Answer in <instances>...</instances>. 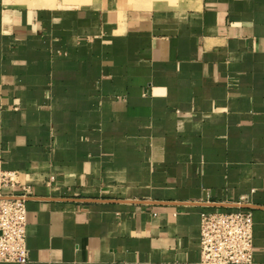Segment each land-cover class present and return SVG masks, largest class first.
<instances>
[{"label": "crops", "instance_id": "crops-1", "mask_svg": "<svg viewBox=\"0 0 264 264\" xmlns=\"http://www.w3.org/2000/svg\"><path fill=\"white\" fill-rule=\"evenodd\" d=\"M0 161L25 264H200L238 208L264 264V0H0Z\"/></svg>", "mask_w": 264, "mask_h": 264}, {"label": "built area", "instance_id": "built-area-1", "mask_svg": "<svg viewBox=\"0 0 264 264\" xmlns=\"http://www.w3.org/2000/svg\"><path fill=\"white\" fill-rule=\"evenodd\" d=\"M18 185L14 175L5 171L0 161V262L25 264L29 260L25 205L29 187L20 186L23 193L15 194L13 190ZM4 188H10L12 192L6 194ZM200 217V264L254 263L252 211L242 208L233 211H202Z\"/></svg>", "mask_w": 264, "mask_h": 264}, {"label": "water", "instance_id": "water-1", "mask_svg": "<svg viewBox=\"0 0 264 264\" xmlns=\"http://www.w3.org/2000/svg\"><path fill=\"white\" fill-rule=\"evenodd\" d=\"M6 198V197H5ZM9 198H22L20 196H9ZM27 198V197H25ZM73 200H82V201H90V200H95V199H79V198H75ZM206 200V198H205ZM199 204H207V203H199ZM213 204H216V205H219V206H222V205H244V204H225V203H213Z\"/></svg>", "mask_w": 264, "mask_h": 264}, {"label": "rangeland", "instance_id": "rangeland-1", "mask_svg": "<svg viewBox=\"0 0 264 264\" xmlns=\"http://www.w3.org/2000/svg\"><path fill=\"white\" fill-rule=\"evenodd\" d=\"M81 3H83L85 0H79Z\"/></svg>", "mask_w": 264, "mask_h": 264}]
</instances>
